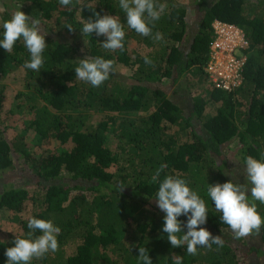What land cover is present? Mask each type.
I'll return each mask as SVG.
<instances>
[{
	"label": "trees",
	"instance_id": "16d2710c",
	"mask_svg": "<svg viewBox=\"0 0 264 264\" xmlns=\"http://www.w3.org/2000/svg\"><path fill=\"white\" fill-rule=\"evenodd\" d=\"M0 1L6 8L3 22L18 10L40 19L48 44L40 71L23 67L30 54L22 41L11 53L0 47V114L10 112L1 76L21 68L24 90L17 95L26 98L21 105L32 113L35 143L45 149L52 139L68 143V148L46 150L29 162L33 190L11 186L0 192L1 211L51 220L61 229L58 251L32 264H140L139 247L147 248L153 264H173L174 254L183 257L182 264H261L264 228L258 236L224 238L222 245L200 247L196 255H188L186 246L173 248L162 231L165 214L154 200L158 184L151 177L161 164L167 165L161 179L184 178L205 199L208 220L200 227L213 236L230 230L207 187L233 178L245 181L229 165L227 151L234 142L243 166L249 155L264 159V0H157L166 5L152 29L163 34L161 41L129 29L119 0H72L68 6L59 0H28L33 9L22 8L26 0ZM96 13L117 16L125 25L123 50L103 49L106 38L95 33L85 40L73 38ZM215 20L241 28L249 43L244 83L232 93L214 88L205 70ZM69 24L75 31L66 28ZM86 56L115 61L109 79L98 88L76 80L74 69ZM145 56L152 65L145 64ZM118 65L128 73L117 70ZM189 73L211 87L200 96L188 94L193 84ZM91 114L101 115L94 124L88 119ZM181 120L186 122L185 138L178 140L170 132ZM1 122L4 172L15 159L28 157L23 140L29 130L8 139ZM257 205L264 216V204ZM28 219L21 221L10 244L0 242V264H7L5 251L14 246L16 236H27ZM179 219L187 221L186 216Z\"/></svg>",
	"mask_w": 264,
	"mask_h": 264
},
{
	"label": "clouds",
	"instance_id": "9594fccd",
	"mask_svg": "<svg viewBox=\"0 0 264 264\" xmlns=\"http://www.w3.org/2000/svg\"><path fill=\"white\" fill-rule=\"evenodd\" d=\"M62 6H68L72 0H59ZM119 8L125 14L127 27L144 37L151 36L154 41L163 40V34H153L156 21L161 18L166 5L157 0H119ZM96 19L85 21L80 30L83 36L96 34L105 37L101 44L103 49L115 52L124 49L126 36L125 25L119 18L111 15L96 13ZM70 32L75 31L71 24L66 27ZM46 33L40 19L18 10L10 19L2 24V38L0 47L11 53L18 41H22L30 59L23 67L40 71L45 63L44 52L48 46ZM146 65L153 62L144 57ZM75 67L76 80L84 81L94 88H98L109 79L114 70L115 61L103 57L86 56L78 60ZM167 165L161 164L151 182L158 184L156 198L157 207L164 215L162 231L167 234V240L173 248L186 246L188 255H196L198 248H211L213 244L222 245L221 236H213L206 228L200 227L207 223L208 208L205 199L192 190L188 182L179 176L165 175L161 179ZM246 183H240L234 178L225 183L208 184L207 196L215 205L216 211L222 213L221 222L226 224L236 239L245 238L255 233L260 235L264 228V216L258 211V205L264 204V159H257L249 155L245 157ZM125 187L118 190L123 192ZM250 193V195H249ZM186 216V223L179 217ZM30 230L26 237L16 236L14 246L5 251L7 264H32L33 260L44 258L49 253L59 249V226L53 221L31 217L27 221ZM185 229H187L185 233ZM36 232L41 233L35 235ZM140 264H153L147 248H138ZM173 264H182L183 257L174 254Z\"/></svg>",
	"mask_w": 264,
	"mask_h": 264
},
{
	"label": "rangeland",
	"instance_id": "374dc122",
	"mask_svg": "<svg viewBox=\"0 0 264 264\" xmlns=\"http://www.w3.org/2000/svg\"><path fill=\"white\" fill-rule=\"evenodd\" d=\"M7 1V0H3ZM185 3L189 2L190 0H184ZM32 5V6H31ZM33 4L26 0L24 4H22V8H31L33 9ZM6 8L3 6V3L0 1V26L3 24V17L6 16L5 14ZM191 17V16H190ZM123 24V23H122ZM73 38L76 40H85L88 38V36H83L81 33H76L72 35ZM101 38H105L102 37ZM117 70H119L121 73H128V68L122 65H118ZM24 76V70L21 68L15 69L5 77L1 76V80L4 82L6 86V101H5V109L6 111H9V113L0 114V118L2 119L1 125L2 127L6 128L5 134L8 139L16 137L17 134L21 132L24 128H28L29 131H27L25 135V139L23 140L25 143V147L29 152L28 157H20V159L14 160V166L10 168L9 170H6L4 172L0 171V192L4 190L5 188L8 189L11 186L12 187H26L28 190H33L34 184H32L31 180V174H34V169L32 170L30 161L37 158L39 155H44L46 150H52V151H58L61 147L68 148V143L61 144L58 140H51L48 146L46 147H39L33 138L34 135V128H32L29 123L30 119L32 117V113L29 112V110L21 104H24V101H26V98H23L22 96L17 95L21 90H24V87L22 86V79ZM188 79L193 82V84H190L188 86V90L192 95L200 96L203 90L210 88V84L205 80L202 81V78L198 80V78L193 73H189L187 75ZM178 89V86L175 87L174 90ZM170 94L173 96L174 93ZM178 99V96H176ZM182 99L179 97L178 102ZM210 111H212L213 107H208ZM100 114H91L88 119L89 121H92V123H96L97 119L100 117ZM186 127V122L184 120L179 121V124L173 126L170 134L178 138H185V135L183 132V129ZM181 133V134H180ZM233 149H230L227 151V156L229 158V165L236 171V173L240 172L243 176H245V166H243L241 163L237 162L238 154L236 153V143L234 142L232 145ZM241 175V176H242ZM245 179V178H242ZM242 183H246L243 181ZM5 189V190H6ZM29 209L32 207V200H30L28 203ZM29 218V215L26 213L17 214L16 212H7V211H1L0 209V242H3L5 244H10L11 241L14 239L18 226H20V223L22 220H26ZM218 236L222 237V240L224 238H232L234 237L233 232L230 230H227L225 233L220 234ZM128 235L125 234V238L127 239ZM123 238V239H125ZM252 242H257L256 238L252 237ZM128 240V239H127ZM251 240V239H250ZM128 242V241H127ZM128 246H130V243H127ZM71 245V244H70ZM69 245V246H70ZM67 254L72 253L73 246L66 247ZM254 254L250 256L253 257ZM250 262V261H249ZM261 264H264V258L261 257L260 261Z\"/></svg>",
	"mask_w": 264,
	"mask_h": 264
},
{
	"label": "built area",
	"instance_id": "2783aa9c",
	"mask_svg": "<svg viewBox=\"0 0 264 264\" xmlns=\"http://www.w3.org/2000/svg\"><path fill=\"white\" fill-rule=\"evenodd\" d=\"M214 38L205 70L208 82L216 89L232 93L244 83L249 48L244 31L238 26L215 20Z\"/></svg>",
	"mask_w": 264,
	"mask_h": 264
}]
</instances>
